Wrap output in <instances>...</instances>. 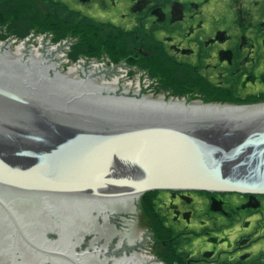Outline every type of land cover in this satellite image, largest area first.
<instances>
[{
  "label": "water",
  "instance_id": "obj_1",
  "mask_svg": "<svg viewBox=\"0 0 264 264\" xmlns=\"http://www.w3.org/2000/svg\"><path fill=\"white\" fill-rule=\"evenodd\" d=\"M141 75L0 37V264L9 234L31 243L21 218L43 203L79 213L153 191L264 195V106L171 101Z\"/></svg>",
  "mask_w": 264,
  "mask_h": 264
},
{
  "label": "flooded vegetation",
  "instance_id": "obj_2",
  "mask_svg": "<svg viewBox=\"0 0 264 264\" xmlns=\"http://www.w3.org/2000/svg\"><path fill=\"white\" fill-rule=\"evenodd\" d=\"M59 22L171 101L264 106V0H0V37ZM53 202L21 218L31 243L9 234L4 264H264V195L153 191L67 221Z\"/></svg>",
  "mask_w": 264,
  "mask_h": 264
},
{
  "label": "rangeland",
  "instance_id": "obj_3",
  "mask_svg": "<svg viewBox=\"0 0 264 264\" xmlns=\"http://www.w3.org/2000/svg\"><path fill=\"white\" fill-rule=\"evenodd\" d=\"M66 19V16L64 17ZM53 22L55 20H52ZM64 26H68V28L74 27V25H70L67 23H63V22H59L56 24V26L63 28ZM52 26V25H49ZM40 26H33L32 30L29 31L27 37L35 40L36 42L50 48L51 50L54 49L53 51L65 56L66 58H81V57H91V54H87L86 50L84 48V45L82 44L80 45H76L75 44V39L74 40H66L67 37H71V34L69 33L68 36H66L65 38H62L61 40H55V35L53 33L50 32H45V33H41L39 31H37V28ZM22 33V31H20ZM24 34V33H22ZM75 41V42H74ZM110 55L108 56H112V52H109ZM114 55V54H113ZM98 56H101L100 54ZM121 59L122 57H116V55L112 56L111 58H106L104 57L103 59H105L107 62H109L110 64H115V60ZM124 63H128V62H124ZM223 194V193H222ZM230 194H239V193H224V195H230ZM242 195V194H239ZM243 195H248V194H243Z\"/></svg>",
  "mask_w": 264,
  "mask_h": 264
},
{
  "label": "trees",
  "instance_id": "obj_4",
  "mask_svg": "<svg viewBox=\"0 0 264 264\" xmlns=\"http://www.w3.org/2000/svg\"><path fill=\"white\" fill-rule=\"evenodd\" d=\"M32 28L33 27H28V28L16 27V26L9 27L8 28V31H9L8 34L9 35H7V36L14 35V37H21L22 38L23 36H27L29 31L32 30ZM37 29H38L37 31H39L41 33L42 32L43 33H45V32L53 33L55 35L54 36L55 40H61L62 38H65L66 36H68L69 33L71 34L73 27L70 26V28H68V26L63 25V28H60V27L55 26V25H52V26L46 25V26H40ZM20 31H22V33H24V34H22ZM7 36L3 37V39L7 38ZM84 48L86 50V53L89 54V49L86 47H84ZM123 58H124V56H123ZM114 60H115V58H114ZM118 60H120V59L118 58ZM118 60H115V61L117 62Z\"/></svg>",
  "mask_w": 264,
  "mask_h": 264
},
{
  "label": "bare ground",
  "instance_id": "obj_5",
  "mask_svg": "<svg viewBox=\"0 0 264 264\" xmlns=\"http://www.w3.org/2000/svg\"><path fill=\"white\" fill-rule=\"evenodd\" d=\"M52 50H54V49H52ZM145 194H147V193H145Z\"/></svg>",
  "mask_w": 264,
  "mask_h": 264
}]
</instances>
